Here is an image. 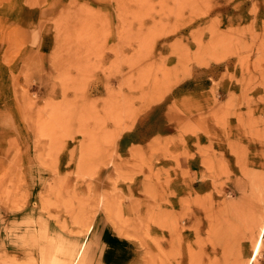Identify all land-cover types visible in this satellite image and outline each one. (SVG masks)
<instances>
[{"label": "rangeland", "instance_id": "rangeland-1", "mask_svg": "<svg viewBox=\"0 0 264 264\" xmlns=\"http://www.w3.org/2000/svg\"><path fill=\"white\" fill-rule=\"evenodd\" d=\"M263 221L264 0H0V264H247Z\"/></svg>", "mask_w": 264, "mask_h": 264}, {"label": "bare ground", "instance_id": "bare-ground-1", "mask_svg": "<svg viewBox=\"0 0 264 264\" xmlns=\"http://www.w3.org/2000/svg\"><path fill=\"white\" fill-rule=\"evenodd\" d=\"M253 70V69H252ZM216 113V112H215ZM223 113H225V112H223ZM186 172V171H185ZM168 182V181H167ZM165 183V182H164ZM176 191V190H175ZM164 193H166V192H164ZM170 194V193H169ZM167 198V197H166ZM170 199V198H169ZM170 201V200H169ZM185 202V201H184ZM172 203V202H171ZM135 206V205H134ZM131 208V207H130ZM148 214H149V212H148ZM155 214V213H154ZM153 214V215H154ZM134 216V215H133ZM136 216V215H135ZM155 217H156V214L154 215ZM158 217V216H157ZM162 218V217H161ZM152 219H153V217H152ZM156 218H154V220H155ZM160 219V218H159ZM161 221V220H160ZM161 223H162V221H161ZM163 225H165V224H163ZM263 233H264V221H263V223H262V225H261V228H260V231H259V234H258V236H257V239H256V241H255V243H254V246H253V250H252V255H251V257L249 258V261L247 262V264H251V261L255 258V255L257 254V252H258V250H259V248H260V245H261V242H262V238H263ZM123 250V249H122ZM145 253V252H144ZM148 255V254H147ZM143 262V261H142ZM144 264V263H143Z\"/></svg>", "mask_w": 264, "mask_h": 264}]
</instances>
